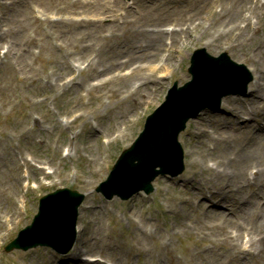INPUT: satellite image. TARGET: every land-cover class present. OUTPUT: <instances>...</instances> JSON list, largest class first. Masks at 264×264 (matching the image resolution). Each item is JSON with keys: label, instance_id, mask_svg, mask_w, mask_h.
<instances>
[{"label": "rangeland", "instance_id": "374dc122", "mask_svg": "<svg viewBox=\"0 0 264 264\" xmlns=\"http://www.w3.org/2000/svg\"><path fill=\"white\" fill-rule=\"evenodd\" d=\"M89 1L92 7L86 10L78 9L75 0H0V264H93L91 257L97 264H264L259 231L264 221L257 225L264 215V177L251 176L259 162L264 166L263 89L258 100L248 101V91L229 95L218 111L205 109L189 120L179 136L184 171L156 177L150 194L106 199L95 190L168 87L191 80L187 68L196 48L215 56L225 51L252 71L253 80L264 81V2L251 12L246 27L228 32L233 24L223 21L219 8L245 0H204L201 10L198 0H134L131 15L119 22L106 17L86 26L93 14L125 12L123 3L133 0ZM150 4L158 16L145 14ZM134 12L143 16L138 24L151 29L174 23L184 27L191 16H200L201 24L173 33L177 43L167 75L144 86L135 80L124 89L109 82L89 90L88 82L104 80H88L82 70L86 60L101 68L114 62L120 44L148 39L136 31L139 26L125 22ZM159 49L165 55L166 46L155 54ZM232 108L249 118L244 126H235ZM60 186L85 194L76 248L66 254L44 246L4 251L30 223L39 197ZM237 199L248 215L235 214Z\"/></svg>", "mask_w": 264, "mask_h": 264}, {"label": "water", "instance_id": "95a60500", "mask_svg": "<svg viewBox=\"0 0 264 264\" xmlns=\"http://www.w3.org/2000/svg\"><path fill=\"white\" fill-rule=\"evenodd\" d=\"M189 71L192 80L181 87L174 83L164 102L147 117L139 137L123 151L108 179L97 187L106 197L118 194L127 198L139 190L148 193L158 174L180 173L183 153L177 137L186 121L205 108L217 109L225 95L245 93L252 80L245 66L232 61L225 52L214 57L204 48L194 51ZM83 198L82 193L68 188L41 197L32 223L6 250L46 245L67 252L75 241L77 208Z\"/></svg>", "mask_w": 264, "mask_h": 264}, {"label": "bare ground", "instance_id": "6f19581e", "mask_svg": "<svg viewBox=\"0 0 264 264\" xmlns=\"http://www.w3.org/2000/svg\"><path fill=\"white\" fill-rule=\"evenodd\" d=\"M115 1H119V0H115ZM179 1V0H177ZM204 0H198L197 2L198 4V9L201 10L203 8L204 5ZM210 2L212 0H209ZM262 2H258L256 4H252L249 2V0H245V4H241L238 3L237 5L233 4L231 6H227L225 8L220 7L218 12L222 15L219 16H223L224 18V22H226L227 24H233L230 28H228V32L230 31V29L232 28V30L234 28H239V27H246L248 25V22L251 18V12H255L259 7L261 8L264 0H261ZM169 3V2H166ZM165 3V4H166ZM206 3H208V1L206 0ZM75 5H77V8H85L87 7L86 10L90 9L92 7V3H90L89 0H84V1H77L75 0ZM125 5V4H124ZM152 4H150L149 6L143 8V10L145 11V14H147L148 18H152V15L155 14V9L154 6H151ZM125 12H118L117 10H110L107 9L105 11L102 12L101 15H97V14H93V17L90 19H86L90 22H93L92 24H84L86 26L88 25H97V23L100 20L106 19V17H111L113 23L119 22L118 20L121 18V20L124 17H128L129 15H131L130 13V9L128 7H125ZM85 10V11H86ZM193 10H197V8L195 7ZM198 11V10H197ZM248 11L249 14H246L245 12ZM79 13V10H78ZM209 14H212V12L210 11ZM142 14L138 13V12H134V14L132 15V17L134 18H130L128 20H125V22H130L133 23L134 25H136L135 28H138L139 26V30H136L137 32H143L146 33V35L148 36V39L146 40L145 43L142 44H138L135 43L136 41L134 39L129 40L127 42H124L122 44H120V46L117 48V54L116 57L114 58V62L103 66L101 68H96L91 61L89 62L88 60H86L87 65L82 68V70L85 71V73L89 76L88 80H104L102 83H98L95 82L94 84H91L88 82V88L89 90H91V88L95 89L96 87L103 85L105 83H109V82H116L120 85H116V90L119 89H124L126 88L127 85L131 86L132 83H134L135 80L140 81V86L143 85L144 83L148 82L150 79H156L159 76H164L167 75L168 73H170V71L173 68V64L172 61L169 59L170 54L172 53V51L174 50L175 47V43H177V39L176 38H172L173 33H181L182 31L186 32L189 29H194L196 26H198L199 24H201V22H197V20H199L200 16H191L190 18H187L184 22H186L184 27H180V28H175L174 26H171V24H169V27L166 26H161L160 28L157 29H151V28H147L145 27V25H140L138 24L143 16H141ZM156 16H158V14H155ZM198 15V14H197ZM254 16V15H253ZM83 18V17H82ZM47 23H50L51 20L49 19H45ZM124 21V20H123ZM237 23L235 24L234 22ZM245 22V25H243V23H239V22ZM96 22V23H94ZM51 23H56L54 21H51ZM174 25H177V23H174ZM192 25V28H190V26ZM250 27L251 23L249 24ZM168 27V28H167ZM92 33V32H91ZM133 33L135 34L136 32L133 31ZM165 37H169V41L165 42ZM174 39L176 40V42L174 41ZM88 44V43H87ZM180 44V43H179ZM162 45V47L166 46L167 53L166 55L162 54V49H159V51L155 54V51ZM87 47V45H86ZM122 53H125L124 59L121 60L120 55ZM136 59L139 60H144V62H146L144 65H138L135 64V62H139L136 61ZM65 67H68L67 64L64 63ZM116 70H124L122 73L119 72H115ZM94 72V73H93ZM105 75H108L107 77H104ZM262 79V78H261ZM261 79L256 80L255 79L252 81L253 83V88L251 87V89L249 88L248 90V94H247V100L248 101H255L258 100L260 98H262V96L260 95V90L263 89L264 90V81H262ZM94 85V86H93ZM126 91V89L124 90ZM132 92H128L126 94V97ZM233 104H236L237 100L236 98H233ZM242 105H240L241 107ZM259 110L261 112L264 111V107L263 108H259ZM232 119L234 120V124L235 126H243L245 125L246 122L249 121V118H244L241 114V112H239L238 110H236L235 108H232ZM259 127V126H258ZM232 128L236 129V127L232 126ZM240 128V127H239ZM258 130V129H257ZM258 163V162H257ZM261 164V166L257 167L256 170L249 172V169L251 168V166H249L247 168L248 173L255 179H259L260 177H264V166H262V163H258ZM251 177V178H252ZM228 184L224 185L223 188H227ZM203 194V193H201ZM216 194H220L219 192H216ZM257 197L259 198L260 196L257 195ZM206 199V198H205ZM204 199L203 202H206V200ZM222 200H218L216 202H214L212 204V207H216L218 205L219 202H221ZM237 205H236V209H235V214L238 215V217H244L246 215L249 214L248 212V207L243 206L240 201L237 199L236 201ZM260 202L258 201L257 204H259ZM212 207H209L211 210L214 211V209ZM258 215V213H252V215ZM264 221V215L262 216V218L258 221L257 225L261 224ZM79 230V228H78ZM259 231L262 232V238L264 237V224L259 226ZM236 236H241L240 233H236ZM74 248H76L74 246ZM76 251L79 253L80 251H82L80 248H77ZM75 251V252H76ZM247 252L249 253V251L247 250ZM79 258V257H78ZM77 258V259H78ZM76 259V260H77ZM99 263L97 260H95L93 262V264H97Z\"/></svg>", "mask_w": 264, "mask_h": 264}]
</instances>
